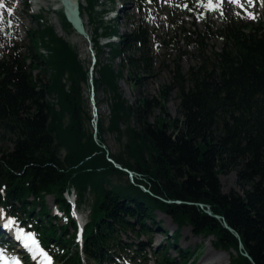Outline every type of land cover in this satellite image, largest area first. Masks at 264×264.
Returning a JSON list of instances; mask_svg holds the SVG:
<instances>
[{"label": "trees", "instance_id": "1", "mask_svg": "<svg viewBox=\"0 0 264 264\" xmlns=\"http://www.w3.org/2000/svg\"><path fill=\"white\" fill-rule=\"evenodd\" d=\"M98 6L99 0L79 5L92 27V74L91 63L79 59L45 12L33 16L27 46L0 42L4 216L31 230L54 264H148L151 255L156 264H195L201 245L177 248L175 259L167 255L185 226L212 237L228 252L229 264H264V20L226 19L220 26L204 20L199 28L180 29L182 43L172 38L164 45L175 52L170 86L180 119L160 113L151 120L156 103L130 104L119 87L123 67L137 85L150 65L147 29L133 25L119 33ZM59 15L63 28L74 32L62 7ZM183 58L191 62L185 71ZM90 78L93 91L102 89L106 97L105 127L98 119L94 127L86 108ZM104 133L119 144L115 154ZM232 171L241 192L222 190L220 175ZM86 204L78 243L73 212ZM156 211L176 225L172 233L155 220ZM156 233L165 238L157 251ZM23 261L32 264L27 256Z\"/></svg>", "mask_w": 264, "mask_h": 264}, {"label": "rangeland", "instance_id": "2", "mask_svg": "<svg viewBox=\"0 0 264 264\" xmlns=\"http://www.w3.org/2000/svg\"><path fill=\"white\" fill-rule=\"evenodd\" d=\"M228 2L227 3H225ZM244 5L242 0H99L98 10H104V21L113 22L119 33L130 32L133 25H140L147 29L148 32V49L150 65L147 71L141 72L140 81L137 85L134 82L125 67H123L124 77L119 81L120 92L130 104L139 103L140 99L151 100L156 105L148 116L151 120L163 113L165 119H180L178 114V95L177 90L170 86L172 70L174 67L175 52L165 49V43L174 38L175 41L182 43L180 29H195L201 27L204 20L220 26L223 20L238 19L243 23H255L264 20V0H246ZM79 5H85V0H78ZM0 42L9 40L17 45L27 46L28 31L36 27V21L33 16L43 13L50 23L54 26L56 33L64 38L71 46L78 51L79 59L90 65L92 51L88 48L87 42L75 32H68L62 26L60 21V7L53 5L54 2L46 3L44 0H0ZM53 6V7H52ZM52 7V8H51ZM55 8V9H53ZM53 10V11H52ZM112 11V12H109ZM56 15V18L53 17ZM85 26L89 37L92 34V27L89 23L88 16L82 13ZM175 36V37H174ZM112 39L116 40V37ZM106 39H101V46H104ZM42 51V50H41ZM43 52V51H42ZM94 52V51H93ZM108 53L103 52L100 58L107 61ZM191 62L187 58L180 61L181 68L185 71ZM119 59H114V65L117 67ZM84 98L87 111L94 113L96 118L106 126L108 107L106 97L102 89H97L91 94L89 86H84ZM166 104L162 106L164 99ZM104 140L108 147L109 153L115 154L119 149V144L115 138L104 133ZM234 171L228 174L220 175L222 190L229 192L233 189L238 192L242 191L241 186L237 183ZM47 205L51 212L56 209L51 196L47 197ZM89 213L88 204L83 205L79 213L75 214L86 222ZM155 220L159 222L162 229L170 233L176 228L170 217L162 212L156 211ZM9 222H11L10 226ZM12 228V233H16L17 238L24 234L25 229L16 227L12 217L3 215L0 209V226ZM0 235H3L0 233ZM12 235V236H13ZM5 238L8 236L4 235ZM212 237L204 239L203 236H197L191 233L189 226L180 230L176 248L167 251L170 258H178L176 249H185L188 246L199 249V257L195 264H229V254L227 251L216 248L211 243ZM80 241V238H79ZM165 243L163 235L156 233L153 236L152 247L157 251ZM19 248V247H17ZM20 250L32 258L34 264H52L51 258L39 247L36 239L35 245L31 244L28 249ZM6 254V252H3ZM43 253V255H41ZM47 257V259L45 258ZM84 264H89L86 261ZM123 264H129L123 261ZM148 264H156L153 255L150 256ZM175 264V263H173Z\"/></svg>", "mask_w": 264, "mask_h": 264}, {"label": "water", "instance_id": "3", "mask_svg": "<svg viewBox=\"0 0 264 264\" xmlns=\"http://www.w3.org/2000/svg\"><path fill=\"white\" fill-rule=\"evenodd\" d=\"M59 5L63 8L64 14L67 18V20L71 23L74 32L82 37L88 45V48L91 47L90 37L87 33L86 26L83 23L82 16L79 13V10L77 7H73L71 5V0H60ZM207 213H210V211H207ZM225 227H227L229 230L232 231V229L224 223Z\"/></svg>", "mask_w": 264, "mask_h": 264}, {"label": "bare ground", "instance_id": "4", "mask_svg": "<svg viewBox=\"0 0 264 264\" xmlns=\"http://www.w3.org/2000/svg\"><path fill=\"white\" fill-rule=\"evenodd\" d=\"M46 3H49V2H54V4L53 5H56V7H58L57 8V10L59 9V7H60V5H59V1L60 0H44ZM242 2H243V4L244 5H246L247 4V1L246 0H242ZM225 3H227L228 4V2H226L225 1ZM71 5L73 6V7H77L78 8V10H79V2H78V0H71ZM53 7V6H52ZM51 7V8H52ZM53 9H55V8H53ZM53 11V10H52ZM53 17L54 18H56V15L55 14H53ZM82 19H83V23L85 24V22H84V18L82 17ZM12 228H8L7 226H0V233L1 234H3V235H6V236H10V237H13V238H16V237H14L15 235H16V233H14V235H13V233H12ZM13 235V236H12ZM9 264H12V263H9Z\"/></svg>", "mask_w": 264, "mask_h": 264}, {"label": "snow or ice", "instance_id": "5", "mask_svg": "<svg viewBox=\"0 0 264 264\" xmlns=\"http://www.w3.org/2000/svg\"><path fill=\"white\" fill-rule=\"evenodd\" d=\"M249 2H251V0H249ZM2 6H3V5L0 4V7H2ZM10 224H11V222H9V225H8V226H10ZM17 238H18V239L20 238V234H18ZM26 240L29 241L31 244L35 245V240H34L31 236L26 237ZM27 246H28V245L25 244V247H27ZM41 255H43V253H41ZM45 258L47 259V257H45ZM5 264H6V262H5ZM49 264H50V261H49Z\"/></svg>", "mask_w": 264, "mask_h": 264}]
</instances>
